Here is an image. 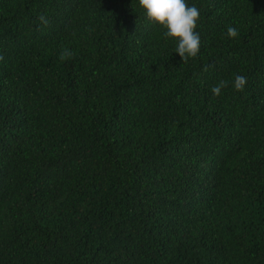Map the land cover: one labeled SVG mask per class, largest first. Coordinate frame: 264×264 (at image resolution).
Masks as SVG:
<instances>
[{
	"label": "trees",
	"instance_id": "obj_1",
	"mask_svg": "<svg viewBox=\"0 0 264 264\" xmlns=\"http://www.w3.org/2000/svg\"><path fill=\"white\" fill-rule=\"evenodd\" d=\"M187 3L0 0V264H264V0Z\"/></svg>",
	"mask_w": 264,
	"mask_h": 264
},
{
	"label": "clouds",
	"instance_id": "obj_2",
	"mask_svg": "<svg viewBox=\"0 0 264 264\" xmlns=\"http://www.w3.org/2000/svg\"><path fill=\"white\" fill-rule=\"evenodd\" d=\"M139 6L144 10L146 18L153 24L164 29V36L176 42L175 53L180 61L187 63L189 58H196L200 52V36L197 32L200 20L199 9L189 6L187 0H139ZM40 21L47 25L46 17L41 15ZM227 35L235 38L238 30L232 26L227 28ZM72 53L68 50L61 52L60 60L70 58ZM2 59V57H0ZM207 68H205V71ZM247 79L242 75H235L233 87L236 91H243ZM228 86V82L221 80L210 91L216 97L221 95L222 89Z\"/></svg>",
	"mask_w": 264,
	"mask_h": 264
}]
</instances>
